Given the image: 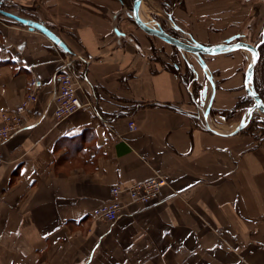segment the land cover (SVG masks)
I'll return each mask as SVG.
<instances>
[{
	"label": "crops",
	"instance_id": "0c3cea01",
	"mask_svg": "<svg viewBox=\"0 0 264 264\" xmlns=\"http://www.w3.org/2000/svg\"><path fill=\"white\" fill-rule=\"evenodd\" d=\"M1 1L70 51L0 17V114L39 79L24 127L1 145L0 264H264V139L199 124L196 87L158 56V44L150 58L151 37L121 8L133 0ZM168 1L173 26L203 44L245 35L264 17V0ZM231 53L211 61L216 112L236 103L227 94L241 62ZM67 55L78 57L87 106L57 121L48 101ZM137 101L153 105L133 110ZM155 171L169 180L156 201L129 203L112 224L92 217L112 185Z\"/></svg>",
	"mask_w": 264,
	"mask_h": 264
},
{
	"label": "rangeland",
	"instance_id": "374dc122",
	"mask_svg": "<svg viewBox=\"0 0 264 264\" xmlns=\"http://www.w3.org/2000/svg\"><path fill=\"white\" fill-rule=\"evenodd\" d=\"M132 3L130 4V7L127 5L125 6L121 4V8L124 10V13L129 17L132 12ZM169 5H171V3L168 0H160V2L158 3L152 0H145L144 6H142L141 8V16H142L141 18H143L146 24H149L155 28H158L159 23L160 25L161 23H163V25H165L167 29L168 28L170 29L171 34H173L172 32L174 30L175 34L182 35L185 39H187L190 42L189 36L187 34L183 35L182 32H178L177 31L178 29L173 26L172 24L173 21L171 20V18H169V16L171 15V12L169 11ZM5 7L6 5H4L3 2L0 0V9L5 10ZM0 17L8 21H11V22L14 21L2 15L1 13H0ZM136 30L139 32V34H143V33L146 34L138 26H136ZM243 32L244 34L246 33L247 35L245 37L243 35L241 36L239 35L240 37L238 39H242L244 41H251V42L254 41L253 43L255 44L259 43V41L262 38H264V17L258 20V24L255 27L252 24L251 27L245 28ZM183 33L185 34V32ZM227 35L228 34L222 35L220 38L218 37L216 40H212L211 43L212 42L213 43L223 42L225 40L224 38L227 37ZM149 38L150 39L147 42L148 43L147 48L149 47L148 53H149L150 58L157 57V55L155 56L154 51L152 50L150 51V48L152 47L154 48V44H158L157 45L158 49L155 47L158 56L161 57L159 54L162 53L161 55L165 56L166 59L171 62L170 64L172 67L177 66L178 73H179L178 76L181 79H183L186 85H189V86L192 85L194 89L195 87L197 88V90L200 89V92H202V90L206 86L208 87L207 96L204 97L205 98L204 106H201V101L199 102L200 98L198 99L194 98L192 100V103L195 105V107L193 108L194 113L198 116L199 124L201 126L206 128V124L209 123L211 126L219 127L221 129L224 128V130H226L230 128L231 129L236 128L240 123L246 122V127H244V129L242 130L243 132L240 133L241 135L256 134L255 135L256 137L258 133L260 132L258 137L260 139H264V114L262 112L257 110L254 113H248L245 119H243L246 113V109L249 106V104H247V101H245V97H248V96L245 90V85H243V79L245 78V71L247 69V66L254 59V54L251 51L247 49H242V50H239V53L237 54V59H239L241 62V66H239V69H238L240 74H239V77L237 78V82L233 83L235 87L233 88L232 91H230L229 94H227L228 96H231L233 98L231 100H234V103L235 102L236 103L233 106H229L223 110L219 109L220 111L216 112L215 111L216 105L214 104V100L212 102V96H213V91H218V89L216 88L217 77L215 76L216 74L215 71L211 67V61L221 60L222 58L217 59V57L219 56H216V55H202L200 57V56H196L192 54H189V56L186 54V57L184 58L181 54L182 51L179 50L177 47L175 46L171 47L169 43L155 36H149ZM145 40L146 39H144V41ZM262 48H263L262 49L263 55H261V52H260V60L254 71L253 83H254V78H255L256 82L258 83V87L260 88L261 91L264 92V45L262 46ZM229 54H232V53H229ZM224 55H227V54H224ZM230 59H228V61L232 62L230 61ZM217 62L218 61H215V64H217ZM221 62L224 63V60H221ZM190 65L193 68H191ZM181 68L184 71V74L182 73L183 75L180 73ZM193 73L194 74L196 73V75H194ZM195 76L198 78L197 81L194 80ZM193 88H192V91H193ZM25 95L23 97H25ZM227 95H224V96H227ZM241 101H244L242 105H241ZM251 101L253 103L252 99ZM237 104L243 106L244 108L236 109ZM209 105L211 107H208ZM208 108H209V111H207ZM221 111H223V113H221ZM3 113L4 112H1L0 114V123L2 122L1 115Z\"/></svg>",
	"mask_w": 264,
	"mask_h": 264
},
{
	"label": "built area",
	"instance_id": "2783aa9c",
	"mask_svg": "<svg viewBox=\"0 0 264 264\" xmlns=\"http://www.w3.org/2000/svg\"><path fill=\"white\" fill-rule=\"evenodd\" d=\"M160 26L159 23L158 27ZM181 54L184 58L186 54L189 56V53L184 51ZM77 59L78 57L75 55H67L55 74V87L50 92L48 109L57 121L66 119L87 106V103L79 95L83 79L74 71ZM191 68L193 67L191 66ZM38 86L39 79L32 78L26 95L21 102L13 110L5 111L1 115L0 167L5 162L1 145L24 127L29 108L38 100ZM189 90L192 91L190 87ZM129 127L132 130L136 129L133 121L129 122ZM168 184V178L158 171H155L153 176L144 180L133 181L128 184L116 183L110 187V200L96 207L92 212V217L112 224L129 203L150 204L161 196L163 188Z\"/></svg>",
	"mask_w": 264,
	"mask_h": 264
},
{
	"label": "water",
	"instance_id": "95a60500",
	"mask_svg": "<svg viewBox=\"0 0 264 264\" xmlns=\"http://www.w3.org/2000/svg\"><path fill=\"white\" fill-rule=\"evenodd\" d=\"M143 1L144 0H133V3H132V12L130 14V17L133 19L136 26H138L147 35L158 37L162 39L163 41L177 47L181 51L187 52L192 55L200 56V57L202 55H220V54H225V53H231V52H235V51L242 50V49H247L251 51L254 54V59L247 66V69L245 71L244 85H245L246 93L248 97L253 100V103L247 107L246 113L243 119H245L248 113H254L257 110L264 114V100L256 91L254 87V83H253L254 71L260 60L259 47L264 42V39L261 40V42L257 44H252L250 42L243 41V40L234 41L238 39V37H240L239 34H236L234 36L227 38L223 42H219L215 44H203V43L196 42V41H193V43L185 42L183 40H180L179 38L174 37L170 33H168L165 29L162 28V26L155 28V27H152L146 24L144 21H142L141 8H142ZM0 13L16 22H19L29 27V29L31 30H39L40 32L45 34L48 38H50L57 46L61 47L65 52L70 51L66 43H64V41L56 33L50 30L43 22L35 21L33 19L23 17L11 11H7L3 9H0ZM115 30L117 31V33L120 34V31L118 28H115ZM207 89H208L207 86L203 89V97L206 95ZM214 95L215 94H213V97ZM202 103H204V101H202ZM208 107H210V105ZM207 111H209V108L207 109ZM244 127H246V122L240 123L234 130L228 133L224 132V135L237 134L240 131H242ZM206 129L219 133V131L213 128L209 123L206 124Z\"/></svg>",
	"mask_w": 264,
	"mask_h": 264
},
{
	"label": "trees",
	"instance_id": "16d2710c",
	"mask_svg": "<svg viewBox=\"0 0 264 264\" xmlns=\"http://www.w3.org/2000/svg\"><path fill=\"white\" fill-rule=\"evenodd\" d=\"M169 17H171V20L174 21V19L172 18V16L170 15ZM17 23V22H15ZM264 45V42L262 43V45L260 46V52H261V55H263V48L262 46ZM172 69L174 70V72L176 73V75H178V68L177 66H173ZM254 85H255V88H256V91L259 93V95L262 97V99L264 100V92L260 90V88L258 87V83L256 82V79L254 78ZM199 90H197V88L193 91L192 95H193V99L196 98L198 95H199ZM200 100V99H199ZM245 101H247V104H250L252 101H251V98H248V97H245ZM244 101H241V105L243 104ZM239 103V102H238ZM147 105H153V104H148L146 102H143V101H137L135 102V105L133 106V110H136L140 107H145ZM166 106H170V107H173V108H176L174 105L170 104V103H166L164 104ZM239 104L236 105V109H242L244 108L243 106H241ZM221 113H223V111H221ZM117 115V114H116ZM243 132V131H242Z\"/></svg>",
	"mask_w": 264,
	"mask_h": 264
},
{
	"label": "flooded vegetation",
	"instance_id": "af4514ba",
	"mask_svg": "<svg viewBox=\"0 0 264 264\" xmlns=\"http://www.w3.org/2000/svg\"><path fill=\"white\" fill-rule=\"evenodd\" d=\"M161 25H162V28L163 29H165L168 33H170L171 34V32H170V29L168 28H166L165 27V25H163V23H161ZM178 29V28H177ZM178 32H182V34L183 35H186V34H184L183 33V31H180V30H177ZM173 34H171V35H173L174 37H176V38H179L180 40H183V41H185V42H189L187 39H185L182 35H180V34H175V31L173 30V32H172ZM247 34L245 33V35H243L244 37L246 36ZM239 38V37H238ZM264 38H262L261 40H263ZM239 40H242V39H236V40H234V41H239ZM261 40L259 41V42H261ZM244 41V40H243ZM190 42H192L193 43V41H190ZM247 42H250V43H252V44H255V43H253V42H251V41H247ZM261 46V45H260ZM259 49H260V47H259ZM257 67V66H256ZM256 69V68H255ZM194 74V73H193ZM194 75H196V73L194 74ZM194 80L195 81H197L198 80V78L195 76V78H194ZM199 93V95L196 97V99H198V98H200V100H199V102L201 101V106H204L205 105V98L204 97H206L207 96V93H208V89H207V93H206V95L203 97V90H202V92H198ZM213 94H214V91H213ZM203 98H202V97ZM215 96V95H214ZM248 96V95H247ZM212 98H213V100H214V97L212 96ZM213 100H212V102H213ZM202 101H204V103H202ZM252 104V102L249 104V106ZM211 105V104H210ZM211 107V106H210Z\"/></svg>",
	"mask_w": 264,
	"mask_h": 264
},
{
	"label": "bare ground",
	"instance_id": "6f19581e",
	"mask_svg": "<svg viewBox=\"0 0 264 264\" xmlns=\"http://www.w3.org/2000/svg\"><path fill=\"white\" fill-rule=\"evenodd\" d=\"M142 21H144L143 18H142ZM148 25H149V24H148ZM227 37H228V36H227ZM225 38H226V37H225ZM218 43H219V42H218ZM213 44H215V43H213ZM79 111H80V110H79Z\"/></svg>",
	"mask_w": 264,
	"mask_h": 264
}]
</instances>
